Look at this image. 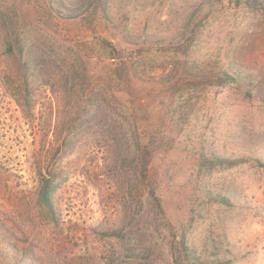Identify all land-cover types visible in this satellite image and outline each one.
<instances>
[{
	"label": "rangeland",
	"instance_id": "obj_1",
	"mask_svg": "<svg viewBox=\"0 0 264 264\" xmlns=\"http://www.w3.org/2000/svg\"><path fill=\"white\" fill-rule=\"evenodd\" d=\"M242 2L0 0V245L107 264L124 244L101 231L142 208L127 162L146 145L169 223L137 238L148 264H169L170 229L223 264H264V14ZM221 71L236 80L211 85ZM248 152L262 164L217 163Z\"/></svg>",
	"mask_w": 264,
	"mask_h": 264
},
{
	"label": "trees",
	"instance_id": "obj_2",
	"mask_svg": "<svg viewBox=\"0 0 264 264\" xmlns=\"http://www.w3.org/2000/svg\"><path fill=\"white\" fill-rule=\"evenodd\" d=\"M246 5H254L255 8L264 14V0H243ZM19 44L21 40L17 38ZM106 45L109 42L103 40ZM111 48V47H110ZM113 49V48H112ZM19 50L22 52L23 45H19ZM208 72H203L202 75L207 76ZM209 75V74H208ZM211 85L225 86L236 80L235 74L228 71H221L217 74H210L207 77ZM152 150L146 145H138L132 157L127 164L130 169L132 178L130 182L140 197L142 208L136 209L131 205L127 217L120 226H114L101 231L104 235L114 239L121 240L124 248L119 252L113 251L111 255L103 256L107 260V264H148V258L151 249V243L146 238L142 244L137 241L139 236H147L148 231H154L165 237L162 232L167 230L169 223L165 217L159 196L156 192V186L151 175ZM218 165L227 166L238 163L256 162L260 165L261 160L254 152L237 153L231 156H220ZM216 159V160H217ZM202 169V166L199 167ZM53 178V177H52ZM50 177L42 176L37 187V198L46 210L47 214L54 220L56 219V209L53 200V194L57 188V184ZM223 199V196H218ZM136 205V204H135ZM169 239L167 245V253L169 264H223L218 259H212L205 254L197 253L194 247L189 243V240L184 232L169 230ZM3 241L2 238L0 242ZM126 246V247H125ZM0 257L9 264H27L30 263L29 257L26 254L20 253L15 247L5 244L0 245Z\"/></svg>",
	"mask_w": 264,
	"mask_h": 264
}]
</instances>
